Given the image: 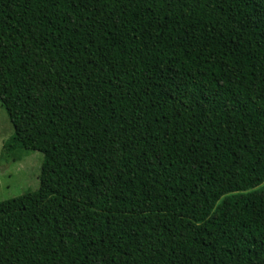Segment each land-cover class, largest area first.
I'll return each instance as SVG.
<instances>
[{"label": "trees", "instance_id": "obj_1", "mask_svg": "<svg viewBox=\"0 0 264 264\" xmlns=\"http://www.w3.org/2000/svg\"><path fill=\"white\" fill-rule=\"evenodd\" d=\"M0 106V264H264V0H0Z\"/></svg>", "mask_w": 264, "mask_h": 264}, {"label": "rangeland", "instance_id": "obj_2", "mask_svg": "<svg viewBox=\"0 0 264 264\" xmlns=\"http://www.w3.org/2000/svg\"><path fill=\"white\" fill-rule=\"evenodd\" d=\"M13 134L7 114L0 106V152L3 143ZM6 167L0 166V203L17 198L39 187L42 154L20 150Z\"/></svg>", "mask_w": 264, "mask_h": 264}]
</instances>
